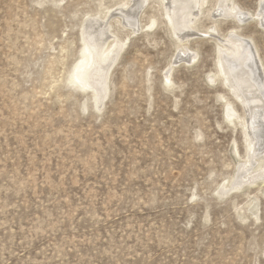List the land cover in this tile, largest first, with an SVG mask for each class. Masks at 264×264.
Masks as SVG:
<instances>
[{"label":"rangeland","instance_id":"rangeland-1","mask_svg":"<svg viewBox=\"0 0 264 264\" xmlns=\"http://www.w3.org/2000/svg\"><path fill=\"white\" fill-rule=\"evenodd\" d=\"M123 1L0 0V264H264V184L224 187L249 146L220 95L242 118L250 106L210 79L216 43L234 35L264 80V24L251 16L264 0L226 1L238 21L209 0L197 36L180 39L192 65L175 64L158 0L137 18L116 11L106 42L130 38L82 82L99 85L97 100L70 87L80 25Z\"/></svg>","mask_w":264,"mask_h":264},{"label":"bare ground","instance_id":"bare-ground-1","mask_svg":"<svg viewBox=\"0 0 264 264\" xmlns=\"http://www.w3.org/2000/svg\"><path fill=\"white\" fill-rule=\"evenodd\" d=\"M123 1V0H122ZM160 10L166 21L167 26L173 32V37L176 39V63H195L198 58V53H194L191 56L189 54H179L183 51L182 43L180 39H189L195 34V24L197 17L195 15L204 13L210 14L213 10L209 9V0H158ZM226 1L229 0H216V6L219 7L220 15H229L234 20L245 19V14L239 13L238 8H233L232 11L227 9ZM149 0H124L121 4L116 5V10L104 7V11H99L93 15H87L85 20L80 25V41L82 46V54L78 61L82 59L77 67V71L73 73V78L70 87L75 90L80 88V92L88 93L89 89H93L92 92L98 100L96 88L99 85L95 84V81H91L93 87L89 88L84 83L87 80V76L92 77L90 73L92 71L97 73H105L107 69L108 60L113 61L121 50H124L128 38L126 41L118 42H106L104 37L106 30L102 34V26L106 25V21H110V28H113V24L123 25L121 19L116 16V11L122 16L133 15L137 18L143 14V9L147 7ZM101 4V3H100ZM101 7V6H100ZM101 7V8H102ZM109 7V6H108ZM260 10L255 15L258 23L264 24V5L259 4ZM100 8V9H101ZM102 10V9H101ZM109 15V16H108ZM109 17V18H108ZM113 20V24L111 23ZM218 20L213 21L216 24ZM128 25L136 23V20H128ZM190 23V24H189ZM157 26V20L154 16L150 17V27L148 30H153ZM144 28V27H143ZM179 33V34H178ZM205 34L214 37L215 26L209 28ZM228 42L224 45L216 43V72L210 77L212 83H215V79L226 88L229 96L234 98L241 104L247 103L250 106V115L247 118L238 116L233 102L220 95V99L223 103L224 118L228 124H238L243 127L246 142L249 146V153L246 161L241 162L238 165L235 175L230 181L226 182L224 187H229L233 182V188L240 189L242 185L249 184L255 185L257 182L264 184V80L260 74V68L255 63V56L249 43L245 39L237 38L236 36H227ZM251 45V44H250ZM183 49V50H182ZM188 59V60H185ZM192 65V64H191ZM174 68L173 66L171 67ZM171 70L165 74L164 81L167 85L171 84L170 80ZM78 84H81L80 87ZM72 88V89H73ZM73 89V90H74ZM100 102V100H99ZM252 133V135H251ZM247 149V148H246ZM237 179V181H236ZM247 186V185H246ZM243 188V187H242Z\"/></svg>","mask_w":264,"mask_h":264}]
</instances>
